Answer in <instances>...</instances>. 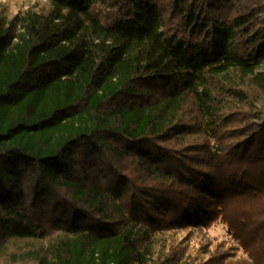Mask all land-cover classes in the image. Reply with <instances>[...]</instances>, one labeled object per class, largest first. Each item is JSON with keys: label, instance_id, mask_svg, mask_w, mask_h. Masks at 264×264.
I'll use <instances>...</instances> for the list:
<instances>
[{"label": "trees", "instance_id": "1", "mask_svg": "<svg viewBox=\"0 0 264 264\" xmlns=\"http://www.w3.org/2000/svg\"><path fill=\"white\" fill-rule=\"evenodd\" d=\"M263 64L264 0L0 17V264H231L164 233L264 199Z\"/></svg>", "mask_w": 264, "mask_h": 264}, {"label": "rangeland", "instance_id": "2", "mask_svg": "<svg viewBox=\"0 0 264 264\" xmlns=\"http://www.w3.org/2000/svg\"><path fill=\"white\" fill-rule=\"evenodd\" d=\"M40 1L0 0V17L8 21L16 13L24 12ZM232 200L208 226L179 227L165 232L164 237L168 243L181 250L184 258L207 260L210 256L224 254L231 264H260L264 259V233L251 230L256 222L252 219L264 218V199ZM34 245L33 241L17 242V246L22 249Z\"/></svg>", "mask_w": 264, "mask_h": 264}]
</instances>
